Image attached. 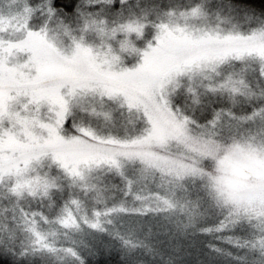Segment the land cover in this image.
<instances>
[{"label": "snow or ice", "instance_id": "snow-or-ice-1", "mask_svg": "<svg viewBox=\"0 0 264 264\" xmlns=\"http://www.w3.org/2000/svg\"><path fill=\"white\" fill-rule=\"evenodd\" d=\"M0 264H264V0H0Z\"/></svg>", "mask_w": 264, "mask_h": 264}]
</instances>
